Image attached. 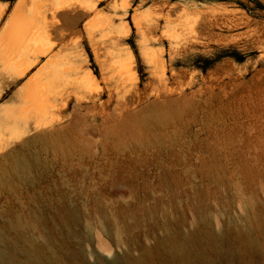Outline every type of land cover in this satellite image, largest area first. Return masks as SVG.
I'll return each instance as SVG.
<instances>
[{
    "label": "rangeland",
    "instance_id": "1",
    "mask_svg": "<svg viewBox=\"0 0 264 264\" xmlns=\"http://www.w3.org/2000/svg\"><path fill=\"white\" fill-rule=\"evenodd\" d=\"M22 1L0 0V231H35L59 204L87 209L91 189L108 199L100 179L130 166L123 203L160 201L157 222L187 219L234 248L254 237L264 264V0ZM19 12L40 54L24 75L4 34ZM32 92L39 120L21 111ZM159 166L181 180L174 201L146 181Z\"/></svg>",
    "mask_w": 264,
    "mask_h": 264
},
{
    "label": "bare ground",
    "instance_id": "2",
    "mask_svg": "<svg viewBox=\"0 0 264 264\" xmlns=\"http://www.w3.org/2000/svg\"><path fill=\"white\" fill-rule=\"evenodd\" d=\"M63 8L60 4L56 6L58 11ZM11 18L13 19L4 34L10 35L13 48H18L16 57H12L14 70L19 75H24L36 64L40 54L37 49L30 51L34 46L30 42L33 37L29 36L28 41L26 36L33 26L31 20H25V12H19ZM47 52L48 49L41 50L42 54ZM50 63L52 64V60L45 67ZM124 64L126 66L121 65L122 68L128 67L127 62ZM93 74L91 71L88 74L90 81ZM35 89L37 90L36 86L32 91H36ZM33 92L26 95V106L21 111L27 110L29 115L37 116L39 120L46 102L37 95L39 92ZM13 122L15 126L18 125L16 118ZM27 123L28 120H25V124ZM135 170L138 168H110L106 176H101L103 178L100 180L104 182L98 187L108 199L91 189L84 202L87 209L78 204H59L51 218H47L50 216L48 214L38 216L41 219L37 223L42 224L38 223L35 231L16 222L8 223L9 234L6 235V230L0 231V239L6 235L5 243L0 241V264H233V258L237 254L245 256L244 264H253L254 257L261 253L258 241L246 234L235 236L234 248L230 243L223 244L225 240L229 241L226 234L218 235L211 228L205 230L194 226L193 229H186L189 225L187 219L171 221L166 218L163 222H157L153 210L161 207L160 211L165 216L169 214L160 201L156 200L155 206L146 203L150 198H139L136 203H123L119 198L135 189L133 185H129L131 174ZM175 170L159 166L153 176L146 178L150 182V188L156 181L154 189L163 192V198L171 196L170 201L177 199L173 188L179 186L181 181ZM72 171L77 172L74 167ZM177 206L174 205V210L178 212ZM188 207L196 213L200 209L199 204L192 201ZM185 210L186 208L183 209ZM250 253L253 257L251 255L247 258Z\"/></svg>",
    "mask_w": 264,
    "mask_h": 264
}]
</instances>
